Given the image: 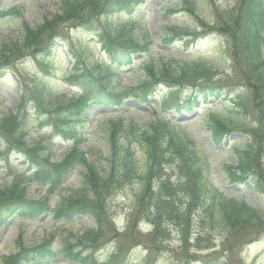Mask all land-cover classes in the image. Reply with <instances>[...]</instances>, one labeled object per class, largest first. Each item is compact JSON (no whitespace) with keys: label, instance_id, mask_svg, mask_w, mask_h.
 Listing matches in <instances>:
<instances>
[{"label":"rangeland","instance_id":"rangeland-1","mask_svg":"<svg viewBox=\"0 0 264 264\" xmlns=\"http://www.w3.org/2000/svg\"><path fill=\"white\" fill-rule=\"evenodd\" d=\"M62 1L64 0H0V10L4 11V16H0V55L9 48L22 44L26 26L37 28L46 18L61 14ZM240 1L137 0L136 7L122 13L111 16L103 14L83 24L64 23L58 28L59 35L53 42L55 45H51L42 55H17L9 60V65L0 66V119L10 114L15 115L17 100L24 95L27 112L33 113V100L36 99L37 92H42L44 102L51 110L66 105L71 97L82 93L71 82L74 68L84 70L111 63L106 48L116 47L114 40L119 42L128 36L142 45H148L149 51L135 54L130 65H117L121 74V91L128 96L141 93L142 86H131L138 80L137 74L143 73L142 70L150 65L158 72L167 68L172 76L179 71L184 59L206 67L208 72L203 79L199 77V86H223L224 93L220 97H201L198 101L199 108L194 111L160 109L159 116L170 117L192 136L214 158L212 166L217 167V172L226 165L236 163L230 147L243 149L250 146L255 154L257 152L264 173V140L261 142L251 135L253 131L257 133L259 130L257 118L252 112L245 116L237 107V103L249 106L253 91L244 84L242 74L234 67L231 43L227 35L218 30L223 23L231 21ZM175 32H179L178 35ZM142 75L145 76L144 73ZM144 79L139 77L141 81ZM115 83L118 84V80H113V84ZM167 91L166 84L157 83L153 88V95L146 103L125 98L121 106L97 104L91 107V119L79 130L83 133L80 148L102 174L106 175L111 169L107 142L109 125L104 120L117 115H121L126 121L132 118L140 123L151 120L153 110L159 109L160 97ZM190 91L192 88L185 87L179 92L181 96L188 98ZM93 92L90 98L97 97L98 92ZM215 119L229 127H238V130L224 137L221 143L216 142L210 130ZM28 120L27 144L30 147H44L42 157H49L54 163L65 160L75 145L74 141L57 137L51 128L41 125L32 114L28 115ZM142 167L143 163L140 164V168ZM29 171L24 158L7 154L5 140L0 137V189L22 176L30 175ZM176 171L171 168L158 171L156 180L159 176H164L163 180L169 179L171 184H181ZM84 172V167L79 165L53 192H50L47 185L30 184L27 198L43 200L49 197L52 207H56L64 198L80 190ZM142 178V172L137 171L135 178L124 183L121 190L109 200L110 216L116 224L111 222L113 229L108 228L107 241L99 248L97 256L100 264H264V231L243 232L226 240L227 235H223L220 227L214 232L205 229L209 227L211 220L199 211V207H196V214L192 216L185 232L187 240L176 224L167 225L165 234L158 237L152 234L153 230L144 221L137 232L132 230L131 218L142 192ZM215 182L225 194L243 197L255 207L259 206L258 213L264 218V197H259L250 180L233 184L221 182L217 176ZM178 199L181 204L186 202L182 194ZM92 226L93 221L88 216L76 217L71 221L56 220L52 214L38 219L15 217L5 229L0 230V264H4L6 257L19 252V243L26 248H35L53 236V246L59 250L68 243L74 245V237ZM114 230L118 231V237L110 240L115 237ZM120 243L124 250L114 259L112 255ZM75 250L82 249L75 247ZM50 264L75 263L60 255Z\"/></svg>","mask_w":264,"mask_h":264},{"label":"trees","instance_id":"trees-1","mask_svg":"<svg viewBox=\"0 0 264 264\" xmlns=\"http://www.w3.org/2000/svg\"><path fill=\"white\" fill-rule=\"evenodd\" d=\"M61 14L46 18L44 23L31 28L26 26L22 44L9 48L0 55V66L9 65V60L17 55L30 57L42 55L55 45L59 35L58 29L67 22L83 24L100 15L111 16L137 6V0H64L61 3ZM1 16V15H0ZM227 35L231 43L234 67L242 74V81L253 91L250 105L237 103L238 109L249 115L252 112L259 124L260 135L253 133L256 140H264V0H241L236 14L231 21L222 24L218 29ZM107 47L112 64L74 69L71 77L73 85L83 90V95L73 97L64 106L51 110L44 102L42 92L36 93L33 100L34 112L28 113L25 107V95L17 100L16 114L0 119V137L5 140L6 152L24 158L31 174L22 176L11 185L0 189V230L4 229L14 217L37 219L52 214L56 220L71 221L78 216H88L93 226L80 235H76L75 244L68 243L62 249L53 246L54 237L35 248H26L18 244L19 252L4 259V264H50L60 255L75 264H100L97 253L107 241L108 228L112 227L109 211V200L116 195L124 183L131 182L137 171L142 172V192L131 218V229L137 232L141 221L149 224L155 237L163 236L166 226L176 224L180 233L187 240L185 232L196 214V207L208 216L209 232L220 227L226 240L237 237L243 232L264 231V218L259 215V206H253L243 197L227 195L215 182L240 184L250 180L259 197H264V173L261 170L257 152L252 147L243 149L230 147L236 158L234 165H226L217 172L212 165L213 157L195 142L179 124L167 117H160L159 111L172 109L194 111L199 108V99L211 95L220 97L223 86H199V77L207 74L204 66L184 61L176 75L172 76L167 68L155 71L153 65L147 66L143 73H138L134 86H142L141 93L128 96L122 92L117 65L132 64L137 53L148 52V46L142 45L132 37L114 40ZM46 69V67H45ZM48 72V70H45ZM139 76L145 78L139 80ZM118 80V84H113ZM157 83L167 85L168 91L160 97V109H154L151 120L140 123L136 118L126 121L121 115L109 117L104 122L109 125L107 142L110 150L111 169L105 175L89 161L87 154L80 148L85 127L91 119V106H121L125 98H134L146 103ZM192 88L189 97L180 95V89ZM97 91L95 98H90ZM194 92V94L192 93ZM192 93V94H191ZM34 115L43 126H49L60 137L72 139L73 149L60 163H54L49 157H42L45 150L41 145L30 147L28 136V115ZM22 115V117H20ZM211 134L216 142L221 143L224 137L238 130L229 127L220 120H213ZM138 152L139 155H138ZM139 156H142L140 159ZM144 167L140 168V164ZM79 165L84 167L83 181L80 190L64 198L59 205L52 207L49 197L43 200H29L27 189L30 184L48 185L50 192L60 187L72 171ZM171 168L178 172L181 184L174 185L170 180H163L158 171ZM222 175V177H220ZM184 183V185H183ZM155 187H154V186ZM155 188V191H154ZM182 194L185 203H179ZM181 208H180V206ZM128 218V217H127ZM111 220V221H110ZM112 222V223H111ZM118 237L116 230L113 231ZM75 247L82 250L76 251ZM124 250L122 243L112 255L116 259ZM86 251V253H84ZM83 252V253H82Z\"/></svg>","mask_w":264,"mask_h":264}]
</instances>
